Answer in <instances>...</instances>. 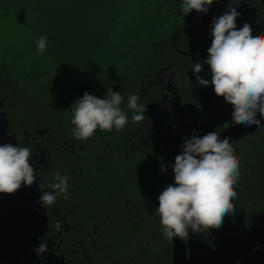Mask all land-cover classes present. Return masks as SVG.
I'll list each match as a JSON object with an SVG mask.
<instances>
[{
  "label": "trees",
  "instance_id": "obj_1",
  "mask_svg": "<svg viewBox=\"0 0 264 264\" xmlns=\"http://www.w3.org/2000/svg\"><path fill=\"white\" fill-rule=\"evenodd\" d=\"M238 2L215 0L207 14L193 10L184 16L182 0H0V98L4 111L0 125L7 133H29L38 148L47 146L53 157L61 149V141L81 145L74 149L83 159L82 166L97 178L105 169L94 170L97 166L89 153L112 151L116 138L131 137L135 131L132 110L127 108L129 95L138 93L142 104V80L157 67L180 61L190 48H204L213 18L223 14L229 3ZM41 36L47 40L44 52L36 46ZM109 87L123 97L121 107L129 115L128 124L120 131L97 129L87 140L75 139L73 102L91 90L103 98ZM36 130L44 131L42 137ZM242 143L233 147L240 161V181L254 186L251 199H256L264 194V126ZM70 154V167L76 169L74 153ZM126 154L119 163L127 176L125 194L137 198L140 206L143 203L146 214H156L157 193L167 181L149 169L145 157L130 150ZM52 164L69 172L64 164L55 160ZM94 181L102 187L110 185L105 179ZM245 191L242 187L241 195ZM245 199L241 196L238 202L244 205ZM92 206L96 215L107 209L104 199Z\"/></svg>",
  "mask_w": 264,
  "mask_h": 264
},
{
  "label": "flooded vegetation",
  "instance_id": "obj_2",
  "mask_svg": "<svg viewBox=\"0 0 264 264\" xmlns=\"http://www.w3.org/2000/svg\"><path fill=\"white\" fill-rule=\"evenodd\" d=\"M259 1L260 4H256V0H239V5H233L240 13L236 20L237 28L247 22L252 27L253 36L264 34V5ZM204 39V48H190L188 52H184L180 61L176 59L157 67L147 80H142L140 96L146 107L145 119L135 123V131L130 134L132 138H116L112 151L94 150L89 153L97 166L94 170L101 166L105 169L97 178L87 166H82L83 159L74 149V145L77 148L82 147L81 145L61 141V149L53 157L47 146L40 150L37 143L29 138V133L12 132L21 147L32 149V163L37 181L43 185L38 188L40 194L52 191L47 186L54 182L56 171L59 170L61 175L70 178L69 198L60 197L55 205L44 209L46 229L38 236L36 246L44 242L49 251L47 254L35 253L32 264H215L216 260L220 264L219 249L225 229L229 232L237 228L249 230L253 216L264 215V194L256 198L259 199L257 205L256 199H251L255 197V193L252 194L254 186L241 183L239 178L235 189L237 198L233 201L236 211L227 216V223L224 219L221 229L190 234V238L184 241L174 238L170 242L163 234L159 216L146 214L143 203L140 206L137 198H129L125 194L127 176L120 169L119 163H123L128 150L145 157L149 169L157 177L164 176L167 187L174 181V158L182 151L184 138L189 137L194 129L198 130V135L212 130L220 134L234 132L236 127L241 126L235 125L226 129L225 122L231 120V106L224 104L222 98L216 97L211 86H195V77L192 74L194 63L207 59V49L212 37L208 34ZM203 71L201 75L209 71L207 65H204ZM89 92L100 98L93 90ZM2 101L0 98V117H4ZM63 103L65 105L66 101L63 100ZM260 127L255 126L238 137L230 138L233 147L243 145L242 141ZM35 132L40 137L44 133L43 130ZM128 132L126 127L125 133ZM70 152L74 153L73 160L77 165L73 167L76 169L70 167ZM54 160L58 164L66 165L69 172H64L63 166L53 165ZM162 164L168 165L164 173L160 172ZM83 179L89 181H81ZM103 179L107 185L110 182L109 187H102L94 181ZM93 182L97 187H94ZM165 187L159 189L157 197ZM242 187L246 188L243 195ZM96 194L98 198H102L97 199ZM241 196L246 197L244 205L238 202ZM102 199L107 204L106 212L96 215L92 204ZM57 220L62 224L59 231L54 228ZM263 244L262 238H254L251 240L250 249L255 251ZM233 264L241 262L237 260Z\"/></svg>",
  "mask_w": 264,
  "mask_h": 264
},
{
  "label": "clouds",
  "instance_id": "obj_3",
  "mask_svg": "<svg viewBox=\"0 0 264 264\" xmlns=\"http://www.w3.org/2000/svg\"><path fill=\"white\" fill-rule=\"evenodd\" d=\"M215 0H182L183 15L193 10L207 14ZM240 16L230 3L226 11L213 18L210 47L207 59L194 63L192 74L195 86L212 87L216 97L230 105L231 120L224 127L243 125L264 126L257 114L264 118V35H252V27L244 22L237 28ZM38 51L47 50V40L41 36L36 41ZM204 65L209 71L201 75ZM139 94L128 97L127 108L132 110L131 120L139 123L145 119L146 107L139 104ZM123 97L109 87L103 98L85 92L72 104L73 135L77 140H87L97 129L110 132L122 130L129 122V115L121 107ZM193 130L182 142V151L174 158V181L158 195L156 215L160 218L166 239L188 240L190 234H200L223 227L224 218L236 211L233 201L237 198L236 186L240 178V161L235 155L231 139L221 138L215 130L203 135ZM32 149L11 143H0V194L15 195L21 187H43L37 181L33 167ZM162 164L160 172L167 171ZM69 177L54 174V182L47 187L52 191L40 194L37 204L41 209L55 205L57 199H68ZM54 228L62 224L57 220ZM48 245L39 243L33 248L37 254H47Z\"/></svg>",
  "mask_w": 264,
  "mask_h": 264
},
{
  "label": "water",
  "instance_id": "obj_4",
  "mask_svg": "<svg viewBox=\"0 0 264 264\" xmlns=\"http://www.w3.org/2000/svg\"><path fill=\"white\" fill-rule=\"evenodd\" d=\"M261 1L264 5V0ZM257 119L261 120V124L264 123V118L259 114ZM254 127L255 125H241L236 127L234 132L220 133V137L235 138ZM0 143L21 146L16 136L7 133L1 125ZM32 165L34 167L33 163ZM39 195L36 183L31 187L22 186L15 195L0 194V264H32L35 257L33 248L47 224L44 209L36 203ZM224 219L227 223V216ZM254 238H262L264 242V215L253 216L249 230L237 228L229 232L225 229L221 236L219 263L233 264L239 260L241 264H264V244L255 251L250 249L251 240ZM217 262L216 260L215 264Z\"/></svg>",
  "mask_w": 264,
  "mask_h": 264
}]
</instances>
